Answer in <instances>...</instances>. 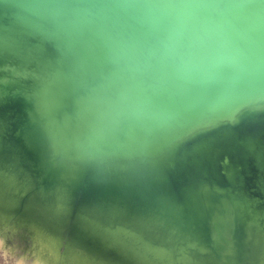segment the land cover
<instances>
[{
    "label": "bare ground",
    "instance_id": "1",
    "mask_svg": "<svg viewBox=\"0 0 264 264\" xmlns=\"http://www.w3.org/2000/svg\"><path fill=\"white\" fill-rule=\"evenodd\" d=\"M47 4L0 0V200L17 209L0 230L57 238L58 264L69 249L89 264H264V91L167 113L172 61L138 55L85 1Z\"/></svg>",
    "mask_w": 264,
    "mask_h": 264
},
{
    "label": "water",
    "instance_id": "2",
    "mask_svg": "<svg viewBox=\"0 0 264 264\" xmlns=\"http://www.w3.org/2000/svg\"><path fill=\"white\" fill-rule=\"evenodd\" d=\"M80 1L130 40L138 55L156 54L175 64L176 75L162 98L168 102L178 92L174 106L180 112L167 113L192 115L264 91V8L235 9L203 1Z\"/></svg>",
    "mask_w": 264,
    "mask_h": 264
},
{
    "label": "rangeland",
    "instance_id": "3",
    "mask_svg": "<svg viewBox=\"0 0 264 264\" xmlns=\"http://www.w3.org/2000/svg\"><path fill=\"white\" fill-rule=\"evenodd\" d=\"M8 210H15L17 212L16 208L6 206L3 204L2 200H0V216L2 217L3 211ZM29 211L30 210L27 212L30 213ZM27 212L26 215L28 214ZM44 221L47 222L46 220ZM49 222H52V220ZM0 229H3L1 224ZM66 229L69 230L70 228L67 227ZM67 232L72 233V231ZM22 233L24 236H22ZM42 238L44 239L38 241L32 240L31 243L29 234L24 233L21 230H17L16 232L0 230V264H58L51 256H58V245H60V240L58 241L57 238L51 236ZM70 250L71 249H69V252L67 251L65 256L66 258H69V261L66 258H63L64 261L61 260V264H89L91 262V260L88 261V258L86 259V256H81L83 254L80 252L78 256L71 254L73 251L71 250L70 253ZM74 252L76 253L78 251ZM50 253L52 255H50ZM65 261L67 263H65Z\"/></svg>",
    "mask_w": 264,
    "mask_h": 264
}]
</instances>
